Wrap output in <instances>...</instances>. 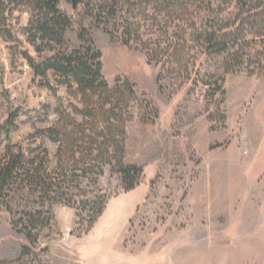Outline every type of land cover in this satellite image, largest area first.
Wrapping results in <instances>:
<instances>
[{
    "label": "rangeland",
    "instance_id": "obj_1",
    "mask_svg": "<svg viewBox=\"0 0 264 264\" xmlns=\"http://www.w3.org/2000/svg\"><path fill=\"white\" fill-rule=\"evenodd\" d=\"M60 9L73 20L67 40L79 45L83 23L102 54L108 83L117 78L131 81L156 116L136 111L139 117L127 127L125 162L144 171L138 187L125 192L121 176L107 168L98 186L86 181L82 189L73 191L77 201L98 194L109 197L104 214L90 231L79 223L74 207L46 200L47 206L52 205L53 222L40 234L36 251L49 248L39 253L41 260L46 264H264V153L254 165L247 164L254 162L255 151H264V78L250 76L244 68L224 74L226 55L206 62V74L217 73L224 79L225 103L210 107L217 117L226 114L221 128V122L207 118L204 92L192 89L191 82L166 76L160 91V67L149 63L144 51L111 37L84 16L82 7L74 9L61 0ZM27 23L28 15L16 12L5 28L0 16V127L12 117L16 125L9 137L0 134V156L9 146H23L29 157H43L47 148L54 165L56 146L44 140L41 131L51 127L65 108L70 110L71 103L80 105L75 94L56 85L54 77L50 76V84L55 90L46 87L18 55L27 50L39 60L23 34ZM4 28L15 39L8 38ZM245 49L253 55L260 51L254 44ZM255 67L252 63L249 69ZM142 116L150 120L142 121ZM219 160L229 167L226 188H214L205 204H190L194 186L209 171L206 167ZM8 200L15 208L24 203L20 195L11 194ZM13 220V214L0 210V261L15 260L28 244Z\"/></svg>",
    "mask_w": 264,
    "mask_h": 264
},
{
    "label": "trees",
    "instance_id": "obj_2",
    "mask_svg": "<svg viewBox=\"0 0 264 264\" xmlns=\"http://www.w3.org/2000/svg\"><path fill=\"white\" fill-rule=\"evenodd\" d=\"M61 0H0V16L7 28L8 18L16 12L28 15L23 29L29 52L19 51L35 78L55 90L50 76L77 96L80 106L70 104L59 113V119L41 131L44 140L56 146L55 164L45 156L29 157L23 146L7 147L0 156V210L13 214V226L23 235V246L15 260L0 264H46L36 251L40 234L53 222L52 205L46 200L62 202L77 211L79 223L90 231L106 210V195L84 197L81 201L73 191L85 182L99 185L105 170L121 176L125 192L139 186L141 167L125 162L127 127L142 110L154 113L128 79L117 78L111 85L103 74L102 54L88 29L80 24L78 46L67 40L73 20L60 9ZM74 9L82 7L84 16L103 26L106 33L124 45L142 50L149 63L160 67L158 83L172 75L174 80L191 82L194 90L204 92L208 119L225 127L227 116L210 112L213 105L225 103L224 79L217 73L206 74L205 64L214 57L229 60L222 66L224 74L248 70L250 76L264 78V0H66ZM254 13L253 16L249 14ZM246 16V17H245ZM20 17L16 20L19 22ZM9 27V26H8ZM4 28L10 39L11 30ZM246 28V29H245ZM251 44L260 51L246 52ZM256 63L254 69H249ZM183 86L181 83L178 89ZM218 110V108H217ZM219 111V110H218ZM142 121H149L142 116ZM12 117L0 127V134L9 137L16 129ZM20 195L24 203L13 207L8 200ZM54 195V196H53ZM53 196V198L51 197ZM37 198L41 201L33 200ZM86 214V216L84 215Z\"/></svg>",
    "mask_w": 264,
    "mask_h": 264
},
{
    "label": "crops",
    "instance_id": "obj_3",
    "mask_svg": "<svg viewBox=\"0 0 264 264\" xmlns=\"http://www.w3.org/2000/svg\"><path fill=\"white\" fill-rule=\"evenodd\" d=\"M262 149H259L258 151H255L252 155L253 158H255L254 162L247 163L248 165H254L257 162V158L264 153V151H261ZM235 157L242 159L243 154L233 152L232 153ZM239 163H242L239 161ZM264 167V162H263ZM209 171L204 173L201 181H198V183L194 186L192 195L190 196V204L195 205L196 203L205 204L208 198H211L213 195L214 188L221 189L226 188L225 184L229 181L228 180V174L227 170L229 169L228 166L223 163V161H213V165L206 167Z\"/></svg>",
    "mask_w": 264,
    "mask_h": 264
}]
</instances>
